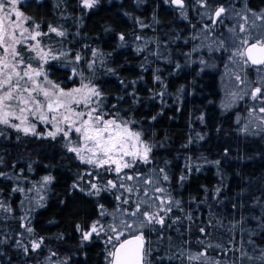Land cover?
Instances as JSON below:
<instances>
[{
  "label": "trees",
  "instance_id": "obj_1",
  "mask_svg": "<svg viewBox=\"0 0 264 264\" xmlns=\"http://www.w3.org/2000/svg\"><path fill=\"white\" fill-rule=\"evenodd\" d=\"M187 2L191 4L192 0ZM233 2L237 10L245 3L254 11L264 8V0ZM21 10L33 17L43 31H47L49 24L66 30V37L52 34V38L62 41L57 47L68 50L73 58L80 53L84 61H89L92 49H96L103 66L97 62L94 83L105 94L107 106L111 108L115 104L121 115L139 122L136 127L143 129L144 139L163 145L154 149L155 163L162 166L165 160L170 162L172 194L182 202L183 211L174 212L182 220L164 230L162 241L157 233L152 236L158 239L159 246L163 249L162 243L169 240L198 252L201 249L196 241L204 238L199 232L203 226L211 233L207 239L233 249L227 256L221 249H209L208 255L233 264L240 255L235 249L241 247L242 241L244 250L252 254L246 244L247 236L239 227L228 231L233 220L244 217L243 227L258 232L253 240L259 255V250L264 249V232L257 229L258 220L264 218V133L240 132L243 122H248L252 101H239L227 110L223 107L226 89L230 87L227 75L230 69L225 68L228 53H210L206 46L211 43L210 39L191 38L201 27L191 7L188 9L190 23L181 19L178 10L165 0H99L91 9L83 8L81 0H24ZM138 21L148 27L141 28ZM120 34L125 36V41L118 39ZM136 36L142 39L136 40ZM202 43L205 46L194 52L193 47ZM138 48L143 50L138 52ZM200 59L207 61L208 66H202ZM177 63L181 65L179 69ZM109 68L114 72L107 71ZM80 70L88 74L83 62ZM48 72L62 86L71 88L79 83L78 77L75 84L68 79L70 67H64L61 62H51ZM154 74L161 77L162 83L153 82ZM249 75L255 77L254 73ZM161 91L166 93L162 98L155 95ZM131 92L139 103H133V97L128 95ZM153 95L155 99L150 98ZM120 97L124 99L119 100ZM200 136L204 138L199 139ZM0 160V172L26 177H0V201L12 209L11 213L0 212V240L7 241L0 244V264H31L37 257L36 264L50 251L63 256L67 264H106L102 239L94 238L81 246L80 233L75 229L77 224H89L97 219V202L111 212L115 201L107 193L101 198L87 197L72 189L77 173L86 167L74 154L67 153L59 140L26 137L7 129L6 137H0ZM215 161H220L219 165ZM186 163L199 167V171L193 169L188 174L184 169ZM182 173L189 175L183 185L177 182ZM45 175L52 176L53 180L41 188L38 182ZM14 187H22L24 191L13 192ZM33 194H36L33 203L22 205ZM38 194L44 197L43 206H35ZM34 206L29 217L31 226L37 236L45 238V243L38 253L25 255L14 244L17 239L23 240L20 217ZM188 213L192 221L183 218ZM210 219L213 227H208ZM110 221L108 217L107 222ZM217 221L224 227H215ZM60 236L63 238L59 239ZM162 252H155L153 256L163 257ZM163 264L169 261L164 260ZM236 264H261V261L244 260Z\"/></svg>",
  "mask_w": 264,
  "mask_h": 264
},
{
  "label": "snow or ice",
  "instance_id": "obj_2",
  "mask_svg": "<svg viewBox=\"0 0 264 264\" xmlns=\"http://www.w3.org/2000/svg\"><path fill=\"white\" fill-rule=\"evenodd\" d=\"M98 2L81 0L82 7L86 9L93 8ZM23 3L24 0H0V137H6L7 129H11L26 137L59 140L67 153L74 154L75 159L86 166L81 173H77L78 179L73 182L72 189L87 197L101 198L103 193H107L114 198L115 207L111 212L104 204L97 202V219L89 224L76 225L81 246L94 238H102L106 264H163L164 260L169 261V264L177 260L180 264H222L210 258L208 250L221 249L227 256L233 249L207 239L211 233L203 226L199 232L204 238L196 241L200 251L191 252L187 247L176 250L169 244V254L153 256L148 234L157 233L162 241L164 230L171 229L182 220L181 216H174V212L183 211L182 202L172 194L170 162L165 160L162 166L155 163L154 149L163 145L144 139L143 129L136 127L139 122L121 115L115 104L111 108L107 106L105 94L94 83L97 62L103 66L98 51L92 49V59L89 61H84L80 53H76L73 58L68 50L57 47L62 41L52 38V34L66 37V30L49 24L47 31H43L33 17L21 10ZM165 3L174 6L180 18L189 23L188 9L191 7L201 26L191 38L199 40L203 36L205 41L210 39L211 43L206 45L210 53H228L225 68L230 69L227 73L230 87L226 89L223 107L227 110L239 101H252L248 110V123L240 128V132L250 135L264 133V8L254 11L245 3L242 9L237 10L233 0L228 3L220 0H192L191 4L187 0H165ZM138 23L141 28L148 27L142 21ZM192 27L195 30L196 25ZM135 38L142 39L141 36ZM118 39L123 42L125 36L120 34ZM204 46L203 43L196 45L193 51ZM142 50L137 49L138 52ZM185 55L190 56V53ZM53 61L70 67L68 79L75 84L78 77L79 83L68 88L52 80L48 67ZM82 62L86 64L87 75L80 70ZM199 63L208 66L204 59H200ZM180 67L177 63L176 68ZM107 71L114 72L110 68ZM249 73H254L255 77L252 78ZM153 82L162 83L161 77L154 74ZM121 83L127 87L124 81ZM165 94L161 91L155 95L162 98ZM128 95L133 97L134 104L139 103L134 92ZM155 95L150 98L155 99ZM118 99L123 100L124 97ZM155 119L153 116L152 120ZM38 125L44 126L43 131L39 130ZM19 139L20 135L17 136ZM214 163L219 165L220 161ZM184 169L188 174L193 169L199 171V167L190 163H186ZM188 174L182 173L177 182L183 185L189 178ZM0 177L26 179L4 172H0ZM52 180V176L45 175L38 183L41 188H46ZM12 191L23 192L24 189L14 187ZM28 191H32V188ZM216 192L219 193L220 188ZM43 199L40 196L35 206H43ZM35 206L20 217V228L23 229L20 236L23 240L17 239L14 244L25 255L38 253L45 243V238L37 236L31 226L29 217ZM11 211L10 206L0 201V212ZM108 217H111L110 222H107ZM183 218L189 221L193 219L191 213ZM213 223L210 219L208 227H213ZM243 223L244 217L239 221L233 220L228 231H236L239 227L247 236L246 244L252 254L244 250L245 242L242 241L241 247L235 249L240 255L233 264L244 260H259L264 264V249H260L257 255L258 246L253 240L258 232L244 228ZM215 227L223 228L224 225L217 221ZM257 229L264 232V218L258 220ZM4 243L7 241L0 240V244ZM57 255L50 251V255L44 261L38 260L37 264H67L66 259L51 262V257Z\"/></svg>",
  "mask_w": 264,
  "mask_h": 264
},
{
  "label": "rangeland",
  "instance_id": "obj_3",
  "mask_svg": "<svg viewBox=\"0 0 264 264\" xmlns=\"http://www.w3.org/2000/svg\"><path fill=\"white\" fill-rule=\"evenodd\" d=\"M247 100V99H246ZM247 101H250V100H247ZM248 122H243V126L245 125V124H247ZM38 128H39V130H41V131H43V129H44V126L43 125H38ZM49 140H51V139H49ZM79 162V161H78ZM86 179L85 180H87V177H85ZM37 193H38V191H37ZM36 193V194H37ZM36 194L34 195H30V196H28V200L27 201H25L22 205H25V206H30V203L32 202L33 203V198L36 196ZM38 196L40 197V194H38ZM38 197V198H39ZM28 203V204H27ZM155 233H149L148 235H149V239L151 240V242H152V248H153V254H155V252H162V250H163V252H162V255L163 256H166L167 254H169L168 253V250H169V244H171L172 246H173V248L174 249H176V250H178L180 247H182V246H179V245H176L174 242H171V241H169V240H166L165 241V243H162V244H164V248L162 249L161 248V246H159V245H161L160 244V242L158 241V239H153L152 238V236L154 235ZM102 239V238H101ZM102 241H103V239H102ZM104 242V241H103ZM188 249V248H187ZM189 251H191V252H193L192 250H190V249H188ZM50 254H48V255H45V257L46 256H49ZM44 257V258H45ZM210 257V256H209ZM35 259H34V261L32 260V263L31 264H34V262L37 260V257H34ZM210 258H214V259H216V257H210ZM63 260H65L64 259V257L63 256H60L59 254L57 255V256H53V257H51V262H55V261H63ZM216 260H219V261H221L222 262V264H223V262L224 261H222V259H216ZM44 261V260H43ZM177 261H179V260H177ZM180 262V261H179ZM36 264H37V262H36ZM185 264H187V262H185ZM194 264H195V262H194Z\"/></svg>",
  "mask_w": 264,
  "mask_h": 264
},
{
  "label": "water",
  "instance_id": "obj_4",
  "mask_svg": "<svg viewBox=\"0 0 264 264\" xmlns=\"http://www.w3.org/2000/svg\"><path fill=\"white\" fill-rule=\"evenodd\" d=\"M172 6V5H171ZM172 7H174V6H172ZM175 8V7H174Z\"/></svg>",
  "mask_w": 264,
  "mask_h": 264
}]
</instances>
